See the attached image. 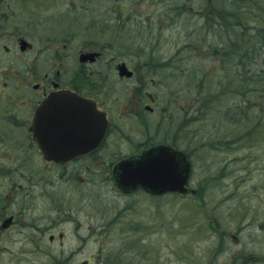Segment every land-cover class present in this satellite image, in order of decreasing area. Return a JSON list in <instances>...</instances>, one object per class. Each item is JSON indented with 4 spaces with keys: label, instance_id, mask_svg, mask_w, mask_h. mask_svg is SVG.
<instances>
[{
    "label": "rangeland",
    "instance_id": "1",
    "mask_svg": "<svg viewBox=\"0 0 264 264\" xmlns=\"http://www.w3.org/2000/svg\"><path fill=\"white\" fill-rule=\"evenodd\" d=\"M229 1V11L224 13L225 17L220 19V23H224L227 16L236 24H232V28L231 24L229 27L226 25L227 30L216 25L217 29L225 31H216L214 36L211 34L215 43L214 52L224 43L240 38L236 41L237 48L245 51L249 48L245 69L248 75H243L241 65L223 67L216 54L211 66L206 62L208 55H199L203 61L200 63L198 56L187 54V49L195 46V39H202V33L194 30L198 15L196 11L204 5L201 0L146 1L150 3V11L156 12L147 14L150 20H135L132 14L126 20L127 12L121 11L120 19L114 20L120 25L119 28L111 26L109 19L98 14L109 13L111 0H1L0 32L22 33L30 37L40 32L41 37L48 38L50 42L61 46L69 44L74 49L92 46L98 39H105V43L113 39L117 49L144 44L146 58L171 60L165 69L162 67L152 71L154 75L164 78L166 93L172 96L179 108L185 110L184 115L189 119L202 104L197 100L198 76L202 78L204 74H216L224 69L229 74L227 78L239 80L242 75L245 76V80H249L246 91L264 90V36L259 31L264 29V0H247L240 7H234L232 0ZM181 4L185 7L184 12L181 16L178 13L177 18L176 9ZM231 13L237 14L233 16ZM239 17L243 27L238 26ZM179 20L185 22L183 31L179 30ZM138 22L145 31L136 29L134 23ZM162 23L163 27L159 26ZM244 33L251 36V46ZM180 47H183L182 61L177 56ZM213 48H208L211 55ZM254 49L257 50L251 54ZM143 55L141 51L139 56ZM12 56L0 54V71L6 70L4 67L12 61ZM221 81H225V86L232 79ZM223 85L218 91H223ZM233 99L229 96V104L234 103ZM217 103L221 105L224 101L219 99ZM250 105L259 113L254 109L242 119L241 126L226 123L224 109L220 110L222 114L217 115L219 120L215 124L213 110L204 114L201 121L194 122L198 123L199 152L194 162L190 188L199 189L200 193L181 197L170 194L149 200L134 196L133 201H129L117 197L106 184L102 188L96 187L93 192L101 193L97 197L101 198L96 204L97 214L102 215L95 217V222L91 220L94 213V206L91 205L95 199L89 206L82 201L81 218L84 223L78 231L75 229L77 225L64 226L63 230H69L70 234L63 241L62 249L59 240L54 243L47 239L34 240L33 243L28 241L24 235L17 233L20 224L13 229L3 230L1 222L14 212V208L19 207L4 198L3 192L10 180L4 182L0 178V194L7 202L4 205L7 211L2 212L4 216L0 218V264H56L53 257L59 254L63 255L64 264H240L241 255L262 257L264 233L251 230L253 226H247L243 235L239 232L240 219L245 210L264 223V100L261 97L251 98ZM191 124L193 122H188V125ZM191 141L189 137L188 142ZM26 156L25 151L0 148V164L5 167L13 168L21 162L27 165L26 160L31 154ZM27 166L30 167L29 164ZM87 189L86 186L84 190ZM61 196L65 195L61 193ZM113 203L121 206L119 221H124V217L127 220L124 224L111 220L110 205ZM110 220L111 224H108ZM100 231H103L101 235ZM259 264H264V261Z\"/></svg>",
    "mask_w": 264,
    "mask_h": 264
},
{
    "label": "flooded vegetation",
    "instance_id": "2",
    "mask_svg": "<svg viewBox=\"0 0 264 264\" xmlns=\"http://www.w3.org/2000/svg\"><path fill=\"white\" fill-rule=\"evenodd\" d=\"M146 1L151 0H111L109 13L98 14L109 19L111 26L117 28L118 22L114 20L120 19L121 11L127 12L126 20L130 14L135 20H150L147 14L156 12L150 11V3ZM201 1L206 5L202 6L203 10L196 11L198 15L194 30L202 33V39H195V46L191 50L200 63L203 61L199 55H208L206 62L211 66L216 59L214 34L227 30L226 25L229 27L236 22L226 16L225 22L220 23L225 15L215 12L214 0ZM223 1L226 5L230 2ZM242 2L244 0H232L231 3L235 4L234 7H240L243 6ZM184 8V5H178L177 18L178 13L180 16L183 14ZM130 9L132 11L129 12ZM231 14L236 16L237 13ZM240 18L238 26L243 27ZM134 25L139 31L146 30L141 28L139 22ZM216 25L223 26L225 30L217 29ZM178 26L183 31L186 25L179 20ZM38 28L41 29V26ZM243 29L240 30L245 32ZM40 34L35 32L30 37L22 33L0 32L1 53L5 57L13 54L12 61L4 67L6 70L0 71V148L25 151L26 157L31 154L26 160L30 167L28 164L22 165V162L13 168L0 164V178L4 182L10 180L3 196L19 207L14 208V212L1 222L3 230L13 229L20 224L17 233L24 235L28 241L33 243L34 240L47 239L54 243L59 240L62 249L63 241L70 234L69 230H63L64 226L77 225L75 229L78 231L84 223L81 218L82 201L89 206L95 199L91 205L94 206L91 220L95 222V217L102 215L97 214L96 204L101 199L97 197L101 193L93 192L96 187L102 188L106 184L117 197L129 201H133L134 196L143 200L170 194L182 196L179 193H152L142 185L121 186L117 179L118 165L162 145L183 153L190 164L189 191L185 196L200 193L199 189L190 188L194 162L199 152L198 123L194 124V121L188 125L185 110L179 108L172 96L166 93L164 78L154 75L152 71L154 67L170 61L146 58L144 44L117 49L113 39L107 43L105 39H98L92 46L74 49L69 44L61 46L50 42ZM213 46L211 55L208 48ZM231 46L230 42L217 48L230 49ZM179 49V61H182L183 47ZM141 51L144 53L142 57L139 56ZM83 54L87 56L85 60L82 59ZM121 64L132 70L133 76L120 74ZM67 95L73 98L72 101H64ZM81 105H89L101 121L106 119L105 134L100 141L97 139L99 134H96V138L93 130L91 133L82 131L87 126L80 123V114L67 115L72 107L80 109L78 107ZM45 107L49 111L42 119L40 114ZM189 137L191 142H188ZM45 146L46 151L43 149ZM5 156L4 153L7 159ZM86 186L88 189L84 190ZM61 193L65 196L59 197ZM3 196L0 194V215L7 211ZM110 207L113 222H127L124 217V221H119L120 205L113 203ZM248 212L245 210L240 219V235L247 226L264 233V223ZM111 220L108 224H111ZM131 222L134 223L133 220ZM62 256L54 255L56 264L59 261L62 263ZM259 261H264V255L240 257V264H259Z\"/></svg>",
    "mask_w": 264,
    "mask_h": 264
},
{
    "label": "water",
    "instance_id": "3",
    "mask_svg": "<svg viewBox=\"0 0 264 264\" xmlns=\"http://www.w3.org/2000/svg\"><path fill=\"white\" fill-rule=\"evenodd\" d=\"M83 58L86 59L85 56ZM72 99L71 96L67 95L64 101L69 102ZM78 108L80 109H74L72 107L70 113H67V115L80 114L82 118L80 123L86 124L87 126L82 131L91 133L93 130L95 136L100 133L104 134L106 121L104 120L101 123V119L89 105H81ZM48 111V108H43L40 118L43 119V117L47 116ZM93 124H95V127ZM43 149L46 151L47 146ZM116 173L121 186L133 187L142 185L152 193L168 191L186 193L187 188L185 186L189 179L190 164L186 161L183 153L173 150L169 146L162 145L148 150L143 155L130 160L128 163H121L118 165Z\"/></svg>",
    "mask_w": 264,
    "mask_h": 264
},
{
    "label": "trees",
    "instance_id": "4",
    "mask_svg": "<svg viewBox=\"0 0 264 264\" xmlns=\"http://www.w3.org/2000/svg\"><path fill=\"white\" fill-rule=\"evenodd\" d=\"M1 1V0H0ZM245 1V0H244ZM247 2V0H246ZM214 7H215V12H221V13H225L228 12L229 9H226L227 5L226 3H224V1H220V0H214ZM244 4V2L242 3ZM235 5V4H234ZM119 20V19H117ZM239 24V23H238ZM120 26V25H119ZM118 26V28H119ZM122 27V25H121ZM232 28V25H231ZM246 29V28H245ZM261 35L264 36V29L262 28L261 30H259ZM248 33H244V36ZM241 37V34H239ZM249 35V34H248ZM247 35V36H248ZM236 37H239L238 35H235ZM250 37L248 36V44L249 46H251V43L253 41H250ZM240 38H237V40L234 41H228L226 42V46L227 43L231 42V47L230 49L224 47V48H216L215 50V54L218 58V60H220L222 63V66L225 67L226 65H234V63L236 62V65H239V63H243L242 67L244 69L243 75H248L247 72L245 71L246 69V60L247 57H249V53L247 52V50H249V48L246 49H240V48H236L235 45H237V42ZM145 41V40H144ZM256 48V47H255ZM149 49H151V47H149ZM240 49V50H239ZM251 50V54H253L255 52ZM153 51H155L153 49ZM151 50V52H153ZM185 51V50H184ZM183 51V52H184ZM180 52V49H179ZM187 54L189 56H192L194 54V52L191 51V49H187ZM179 54H177L178 56ZM244 60V62H243ZM171 61V60H170ZM227 62H232V64H228ZM238 62V63H237ZM170 63V62H169ZM167 65V64H166ZM166 65H162L159 67H154L153 69L157 71L158 68H162L166 67ZM222 68V67H221ZM224 71V73H223ZM223 71L218 70V72L215 74H213V72L204 74L201 78H199V80L197 79L196 82V87H197V93H198V101L202 102L201 106H199V109H196V113L189 119H187V122H194V121H201V117L206 114L209 110H213L212 114H213V118H214V124L219 120L217 115H221L222 114V109L225 110V119L224 121L226 123H230L234 126H241L242 125V119L245 118V116L248 117L249 114H251L252 111H254L255 108H253V106L250 105L251 102V98H255V97H261L264 100V90H257V91H253L252 93H250L249 91H246V83L249 82V80H245L246 78H244L245 76H241V78L239 80H235L234 78H227L229 76V74L226 73V71L223 69ZM259 76V75H258ZM224 79H232L231 82L227 83L225 86L223 84H225V81H221ZM194 80V79H193ZM234 80V81H233ZM208 81V82H205ZM236 82L238 85L235 86ZM221 85H223V91H218L221 88ZM235 86V87H234ZM231 92V93H229ZM248 92V94H247ZM245 95V96H244ZM229 96L234 98V103L233 104H229ZM219 99H223L224 103H222L221 105H219L217 102L219 101ZM247 99V101H246ZM218 104V105H217ZM222 105H226V106H222ZM216 107V108H214ZM206 111H205V109ZM258 110V108H257ZM262 110V109H261ZM260 110V112H261ZM259 111V110H258ZM258 111L255 112L259 113ZM238 114L236 116V114ZM223 115V116H224ZM213 148V147H212Z\"/></svg>",
    "mask_w": 264,
    "mask_h": 264
}]
</instances>
